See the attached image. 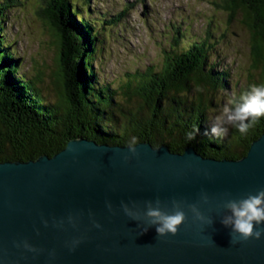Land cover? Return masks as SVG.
Returning <instances> with one entry per match:
<instances>
[{
	"label": "trees",
	"instance_id": "trees-1",
	"mask_svg": "<svg viewBox=\"0 0 264 264\" xmlns=\"http://www.w3.org/2000/svg\"><path fill=\"white\" fill-rule=\"evenodd\" d=\"M24 1L0 0V162L53 155L76 137L121 145L135 137L176 152L194 146L205 156L238 159L264 132V118L243 137L230 125L223 137L209 131L231 100L264 83V0H233L229 6L244 12L251 37L241 85L215 62L220 54L214 42L225 34L198 37L180 26L159 64L127 71L112 84L101 79L95 63L122 14L98 13L92 0H41L59 49L56 99L47 95L44 74L21 73L5 36L7 12Z\"/></svg>",
	"mask_w": 264,
	"mask_h": 264
},
{
	"label": "water",
	"instance_id": "water-1",
	"mask_svg": "<svg viewBox=\"0 0 264 264\" xmlns=\"http://www.w3.org/2000/svg\"><path fill=\"white\" fill-rule=\"evenodd\" d=\"M137 150L139 156L125 162L127 145L76 137L53 155L0 162V264H264V239L233 245L218 207L226 194L264 187V132L238 159L149 141L138 142ZM202 191L210 200L201 210L213 223L194 221L189 212L176 236L157 237L155 227L142 232L146 222L120 207L135 202L143 211L159 197L170 210L173 198L197 202ZM76 238L82 241L70 250ZM24 240L42 251L16 246Z\"/></svg>",
	"mask_w": 264,
	"mask_h": 264
},
{
	"label": "rangeland",
	"instance_id": "rangeland-1",
	"mask_svg": "<svg viewBox=\"0 0 264 264\" xmlns=\"http://www.w3.org/2000/svg\"><path fill=\"white\" fill-rule=\"evenodd\" d=\"M232 1L92 0L91 6H96L98 13H108V17L122 14V22L110 29L100 60L95 63L102 72L101 79L116 84L127 71L159 64L163 48H169L180 26L190 28V34L198 37H206L208 32L225 34V40L214 42L220 54L215 62L220 68H229L231 82L241 85L250 63L251 37L244 12L240 8L233 12L229 7ZM42 8L41 0H25L7 12L4 30L21 73L44 74L47 95L56 99L58 84L54 80L59 72V49Z\"/></svg>",
	"mask_w": 264,
	"mask_h": 264
},
{
	"label": "clouds",
	"instance_id": "clouds-1",
	"mask_svg": "<svg viewBox=\"0 0 264 264\" xmlns=\"http://www.w3.org/2000/svg\"><path fill=\"white\" fill-rule=\"evenodd\" d=\"M230 106H226L220 115L216 116L209 131L213 136L223 137L231 126L243 136H247L250 129L260 119L264 118V83L253 84L247 90L241 92L237 99L230 102ZM189 139L192 133L188 134ZM138 140L133 137L127 144L128 152L124 153L122 158L125 162L130 161L133 157L139 156L137 150ZM228 198L224 199L218 207L225 210V214L221 216V223L231 229V243H243L250 240L264 239V187L257 189L255 192H248L246 195L232 197L226 194ZM210 200L207 192L202 191L200 200L189 203L185 200L173 198L169 205L157 197L154 201L145 202V208L141 211L135 202H121V209L130 219L141 222L145 221L147 226L143 227L142 232H147L149 228L155 227L157 237H167L169 235L176 236L180 228L188 220V213L191 212L194 221H201L212 224L213 220L205 215L201 210V203L207 204ZM109 211H113L111 202H107ZM187 209V211L185 210ZM68 222L75 226L76 218L68 217ZM47 226L48 221H44ZM63 225V220L58 226ZM95 228L103 226L97 222H93ZM139 226V223H138ZM82 238L74 239L70 244V250H75ZM17 247L38 253L42 251L30 244L27 240L17 242ZM54 250L49 255H54Z\"/></svg>",
	"mask_w": 264,
	"mask_h": 264
},
{
	"label": "bare ground",
	"instance_id": "bare-ground-1",
	"mask_svg": "<svg viewBox=\"0 0 264 264\" xmlns=\"http://www.w3.org/2000/svg\"><path fill=\"white\" fill-rule=\"evenodd\" d=\"M160 7V6H159ZM161 13V12H160ZM159 20V19H158ZM216 48V47H215ZM254 78V77H253ZM151 143V142H150ZM249 149V148H248ZM243 155V154H242ZM236 156V155H235Z\"/></svg>",
	"mask_w": 264,
	"mask_h": 264
}]
</instances>
